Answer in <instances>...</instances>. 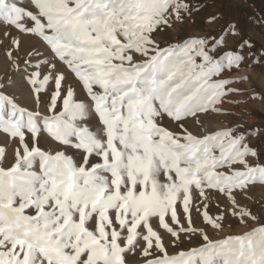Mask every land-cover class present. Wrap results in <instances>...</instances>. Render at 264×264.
I'll list each match as a JSON object with an SVG mask.
<instances>
[{
	"label": "snow or ice",
	"instance_id": "1",
	"mask_svg": "<svg viewBox=\"0 0 264 264\" xmlns=\"http://www.w3.org/2000/svg\"><path fill=\"white\" fill-rule=\"evenodd\" d=\"M202 10L200 0H0V52L15 73L0 77V132L15 145L11 161L0 146V264H264V220L241 203L264 213L250 195L264 186V129L187 126L230 114L222 105L240 92L230 73L245 52L264 61V48L232 22L156 38ZM229 35L240 40L228 46ZM25 36L37 43L23 47ZM213 194L228 202L215 214ZM229 215L256 226L212 239L207 228L222 231ZM193 235L203 243L168 253L166 240Z\"/></svg>",
	"mask_w": 264,
	"mask_h": 264
},
{
	"label": "rangeland",
	"instance_id": "2",
	"mask_svg": "<svg viewBox=\"0 0 264 264\" xmlns=\"http://www.w3.org/2000/svg\"><path fill=\"white\" fill-rule=\"evenodd\" d=\"M200 4L203 8L199 13L194 14L191 20L177 23L171 29H167L157 34V39L161 41V46L167 43H171L177 40H183L185 37H203L209 33L219 32L220 26L225 25L226 22L236 23L240 34L248 40H251L254 45V52L258 55L262 48H264V0H200ZM215 13L218 19L214 24L205 23V18L210 14ZM194 21V22H193ZM4 31L3 25H0V32ZM24 40L23 47H27L31 44H36L37 41L32 37H22ZM240 40V36L229 35L227 38V45L233 46L236 41ZM2 47V45H0ZM243 66L238 71H232L230 75L234 78H238V82L233 83L232 87L239 89L238 94H233L227 99L229 101H237L236 104L224 103L222 107L230 114H209L207 116H201L202 125H196L191 120L187 121V126L193 132H201L203 129L215 130L220 128L229 127L232 125H243L244 128H261L264 129V99L250 98L255 93H259L261 97H264V61L260 63H253L251 59L247 58ZM0 77L15 76V73L10 70L7 60L2 52H0ZM247 77V79H244ZM76 92L78 98H83L84 93L76 86ZM41 112H46L43 104H41ZM90 123H95L91 121ZM164 125L170 129H174L175 124L169 122L167 119L164 121ZM255 143L256 140L250 141ZM8 145V160L11 161L12 153L15 145L11 144L8 138L0 132V146ZM42 147H51L53 151L57 146L48 140L46 137L41 138ZM69 154H73L71 149L67 150ZM79 160V156L75 157ZM5 167L8 165L5 164ZM212 201V207L210 209L212 214L217 213L223 208L227 207V201L222 196L215 194ZM251 197L254 200L264 199V186L257 184L251 191ZM219 201L221 208L216 207V201ZM241 203H247L252 207L253 214L259 215L264 220V213L261 212L259 206L253 204V200H241ZM192 218L196 227H201V219L193 211ZM223 230L217 231L211 227L207 228V231L212 239L223 238L226 235H237L248 231L250 228L255 227L252 221H248L247 224L240 223L237 218L227 216L223 221ZM168 245V253L175 254L180 250H189L194 247H198L203 241L197 235H193L191 239L184 238L179 247H173L169 241H165ZM138 264V258L136 261Z\"/></svg>",
	"mask_w": 264,
	"mask_h": 264
},
{
	"label": "bare ground",
	"instance_id": "3",
	"mask_svg": "<svg viewBox=\"0 0 264 264\" xmlns=\"http://www.w3.org/2000/svg\"><path fill=\"white\" fill-rule=\"evenodd\" d=\"M0 69H1V67H0Z\"/></svg>",
	"mask_w": 264,
	"mask_h": 264
}]
</instances>
